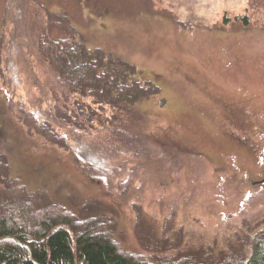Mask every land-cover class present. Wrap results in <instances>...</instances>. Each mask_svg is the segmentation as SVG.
I'll list each match as a JSON object with an SVG mask.
<instances>
[{
    "label": "rangeland",
    "instance_id": "obj_1",
    "mask_svg": "<svg viewBox=\"0 0 264 264\" xmlns=\"http://www.w3.org/2000/svg\"><path fill=\"white\" fill-rule=\"evenodd\" d=\"M6 1L0 0V37ZM85 1L35 0L51 15L67 17L88 47L133 64L138 81L159 89L134 108L152 155L131 158L113 183L104 182L72 145L51 147L12 123L0 76V140L14 147L13 177L72 214L98 202L113 224L106 233L127 256L151 262L189 251L212 261L244 260L251 237L264 231V5ZM244 15L248 27L231 22ZM17 81L13 88L24 98V78ZM127 172L134 178L124 183ZM21 217L15 220L25 224ZM141 223L151 237H136Z\"/></svg>",
    "mask_w": 264,
    "mask_h": 264
},
{
    "label": "trees",
    "instance_id": "obj_2",
    "mask_svg": "<svg viewBox=\"0 0 264 264\" xmlns=\"http://www.w3.org/2000/svg\"><path fill=\"white\" fill-rule=\"evenodd\" d=\"M81 1L85 0H77ZM261 5L264 0L248 3L251 9ZM43 8L35 0L6 1L0 76L12 101L8 115L15 126L31 132V139L47 140L59 149L72 145L93 176L113 183L131 158L152 155L136 129L140 120L134 108L159 89L138 81L133 64L88 47L67 17H55ZM227 21L224 18L225 25ZM231 22L246 28L250 18L244 15ZM55 30L62 35L53 34ZM19 74L27 92L24 98L13 88ZM13 148L0 140V264H264V231L251 237L250 254L241 261L200 259L189 251L175 260L159 256L151 262L127 256L106 233L113 224L106 221L98 202L83 203L72 214L44 191H30L13 177ZM20 213L27 226L15 220ZM141 224L136 229L143 228V233L136 237H151L152 230Z\"/></svg>",
    "mask_w": 264,
    "mask_h": 264
}]
</instances>
